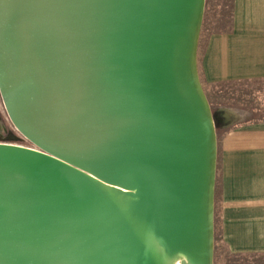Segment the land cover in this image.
Segmentation results:
<instances>
[{"label":"water","instance_id":"1","mask_svg":"<svg viewBox=\"0 0 264 264\" xmlns=\"http://www.w3.org/2000/svg\"><path fill=\"white\" fill-rule=\"evenodd\" d=\"M205 0H0V264H213Z\"/></svg>","mask_w":264,"mask_h":264},{"label":"crops","instance_id":"2","mask_svg":"<svg viewBox=\"0 0 264 264\" xmlns=\"http://www.w3.org/2000/svg\"><path fill=\"white\" fill-rule=\"evenodd\" d=\"M197 67L204 89L224 83L264 85V0H231L228 27L201 32ZM215 193L226 249L250 254V264L260 263L264 259V115L231 127L217 140Z\"/></svg>","mask_w":264,"mask_h":264},{"label":"rangeland","instance_id":"3","mask_svg":"<svg viewBox=\"0 0 264 264\" xmlns=\"http://www.w3.org/2000/svg\"><path fill=\"white\" fill-rule=\"evenodd\" d=\"M231 0H205L199 37L207 31L224 30L230 22ZM204 91L212 108L217 140L231 127L264 115V85L261 82L224 83L207 86ZM12 133L15 143L32 146L9 121L0 98V141ZM218 196L214 199L213 264H250V254L230 253L222 242L218 224ZM264 264V259L260 263Z\"/></svg>","mask_w":264,"mask_h":264},{"label":"built area","instance_id":"4","mask_svg":"<svg viewBox=\"0 0 264 264\" xmlns=\"http://www.w3.org/2000/svg\"><path fill=\"white\" fill-rule=\"evenodd\" d=\"M19 144V143H18ZM22 145V144H21Z\"/></svg>","mask_w":264,"mask_h":264}]
</instances>
